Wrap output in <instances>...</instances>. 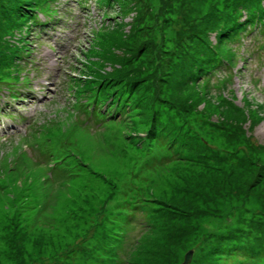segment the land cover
<instances>
[{
    "label": "rangeland",
    "instance_id": "rangeland-1",
    "mask_svg": "<svg viewBox=\"0 0 264 264\" xmlns=\"http://www.w3.org/2000/svg\"><path fill=\"white\" fill-rule=\"evenodd\" d=\"M105 1H50L28 31L32 0H0V119L30 126L0 135V264H264V86L252 61L204 62L259 0ZM101 87L122 94L100 104L110 131L71 124ZM23 143L37 163H14Z\"/></svg>",
    "mask_w": 264,
    "mask_h": 264
},
{
    "label": "trees",
    "instance_id": "trees-1",
    "mask_svg": "<svg viewBox=\"0 0 264 264\" xmlns=\"http://www.w3.org/2000/svg\"><path fill=\"white\" fill-rule=\"evenodd\" d=\"M50 1L53 0H32L31 4L27 6L26 12L21 17L20 29L22 25L28 24L29 22L30 23L28 24V31H31L32 27L44 26L55 13V7H52L51 4H49ZM97 2L105 6L109 4V2H106L105 0L103 1L96 0V3ZM253 4L254 5L243 8L242 13H241L242 8L240 10H236V12L230 14L228 19L225 21V24L219 35V42L222 43V45L225 47V50H214L209 54V56L206 57L204 62L208 64V66L206 67L207 74L224 72V68L230 66L234 62V58H235V51L233 50L230 44L232 42H236L237 40H239L243 32L248 30L249 31L253 30L257 24L264 25V6H263L264 2H260L259 0L253 2ZM39 13L46 16V19L44 21L39 20L38 18ZM236 14L238 15L236 16ZM26 52H27L26 49H24L23 47H13V50L9 54L12 55L11 67L17 66L19 68L21 65L20 62L22 61V58L27 54ZM15 58L16 61L18 62V65L15 63ZM14 71H17V68ZM3 79L5 78H0V83L3 82ZM117 95H122V94L120 92H116V93L107 92L103 87H101L99 91L96 92L94 91L91 95L87 96L89 97L90 101L88 103H84V109H82V112L83 113L88 112V115L90 116L97 115L98 117L107 120L105 118V114L102 112V110H100V104L102 103L103 98L108 99L109 97H112L111 98L112 102L117 99H120L116 97ZM89 105L91 109L89 108ZM68 175L71 176L72 172L68 173ZM59 178L60 177H56V187L54 189L52 197L49 198L47 203H45L46 205H49L52 202V199L57 189Z\"/></svg>",
    "mask_w": 264,
    "mask_h": 264
},
{
    "label": "water",
    "instance_id": "water-1",
    "mask_svg": "<svg viewBox=\"0 0 264 264\" xmlns=\"http://www.w3.org/2000/svg\"><path fill=\"white\" fill-rule=\"evenodd\" d=\"M192 250H189L185 255H184V261L181 264H189L191 257H192Z\"/></svg>",
    "mask_w": 264,
    "mask_h": 264
}]
</instances>
